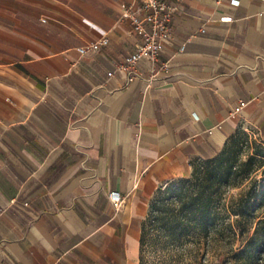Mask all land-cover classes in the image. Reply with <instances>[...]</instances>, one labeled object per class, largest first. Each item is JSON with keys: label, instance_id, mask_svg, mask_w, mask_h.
Wrapping results in <instances>:
<instances>
[{"label": "crops", "instance_id": "obj_1", "mask_svg": "<svg viewBox=\"0 0 264 264\" xmlns=\"http://www.w3.org/2000/svg\"><path fill=\"white\" fill-rule=\"evenodd\" d=\"M164 1L156 68L118 71L139 0H0V264H139L159 188L240 127L264 141V0Z\"/></svg>", "mask_w": 264, "mask_h": 264}, {"label": "trees", "instance_id": "obj_2", "mask_svg": "<svg viewBox=\"0 0 264 264\" xmlns=\"http://www.w3.org/2000/svg\"><path fill=\"white\" fill-rule=\"evenodd\" d=\"M148 222L192 231L197 241L215 225L216 235L227 233L235 246L218 264H255L264 248V141L237 129L216 156L194 162L190 176L159 188L140 225L139 264Z\"/></svg>", "mask_w": 264, "mask_h": 264}, {"label": "rangeland", "instance_id": "obj_3", "mask_svg": "<svg viewBox=\"0 0 264 264\" xmlns=\"http://www.w3.org/2000/svg\"><path fill=\"white\" fill-rule=\"evenodd\" d=\"M238 129L251 138L260 139L258 132L253 127L245 126ZM214 226L210 225L201 241H197L196 233L192 231L180 229L168 231L164 229V225L157 228L148 222L143 253L144 264H218L220 261L228 262L233 256L232 250L235 246L230 244L227 233L223 238L216 235ZM255 264H264V248Z\"/></svg>", "mask_w": 264, "mask_h": 264}, {"label": "built area", "instance_id": "obj_4", "mask_svg": "<svg viewBox=\"0 0 264 264\" xmlns=\"http://www.w3.org/2000/svg\"><path fill=\"white\" fill-rule=\"evenodd\" d=\"M139 8L137 12L126 9L121 18L128 21L136 39V49L133 53L125 55L121 58L117 65V70H132L140 60H148L153 69L157 66L159 54L163 50V44L169 37L171 32V22L175 9L168 5L164 0H139ZM232 4H237L233 1ZM226 22L230 18L221 19ZM108 45L107 37H102L96 43L90 44L78 49L79 53L84 56L90 53H97L102 47ZM184 49V45L180 47V51ZM113 72L108 73V78ZM131 74L134 75L133 72ZM242 106V104H241ZM236 110L232 116H235ZM109 201L114 209L120 208L122 204L121 196L118 192L109 193Z\"/></svg>", "mask_w": 264, "mask_h": 264}]
</instances>
